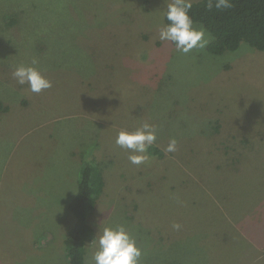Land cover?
Masks as SVG:
<instances>
[{"label":"rangeland","instance_id":"1","mask_svg":"<svg viewBox=\"0 0 264 264\" xmlns=\"http://www.w3.org/2000/svg\"><path fill=\"white\" fill-rule=\"evenodd\" d=\"M166 7L0 0V264H67L68 205L88 163L104 187L85 264L97 231L116 225L140 264H264V51L177 52L158 38ZM33 58L52 82L39 94L11 74ZM144 122L156 141L134 165L115 139Z\"/></svg>","mask_w":264,"mask_h":264},{"label":"trees","instance_id":"2","mask_svg":"<svg viewBox=\"0 0 264 264\" xmlns=\"http://www.w3.org/2000/svg\"><path fill=\"white\" fill-rule=\"evenodd\" d=\"M207 3L208 0L194 1L189 13L195 24L202 26L211 36L207 52L221 55L237 50L242 44L264 51V0H230L231 7L226 9H209ZM164 22L168 23L165 17ZM7 110L0 98V114ZM155 152L161 155L156 147ZM100 172L91 163L80 167L77 192L68 205L73 221L64 238L67 264H85V247L93 235L87 216L94 209L97 196L104 187ZM52 239L49 233H45L34 245L44 247Z\"/></svg>","mask_w":264,"mask_h":264},{"label":"clouds","instance_id":"3","mask_svg":"<svg viewBox=\"0 0 264 264\" xmlns=\"http://www.w3.org/2000/svg\"><path fill=\"white\" fill-rule=\"evenodd\" d=\"M193 2L194 0H167L164 17L168 23L158 30L161 41L172 43L177 52L184 54L193 49H204L208 44L204 28L196 27L189 14ZM207 7L226 9L231 7V3L230 0H208ZM37 63L38 60L33 58L31 65H17L11 74L19 85H28L29 91L39 94L51 88L52 82L33 66ZM155 141L156 127L148 122L134 131L120 130L115 139L119 147L129 150L128 159L134 165H141L149 160L148 149ZM175 151L176 140L172 138L165 152ZM173 228L179 229L180 225L173 224ZM92 240L96 244L92 254L93 264H140L141 249L123 225L105 226L97 231Z\"/></svg>","mask_w":264,"mask_h":264}]
</instances>
